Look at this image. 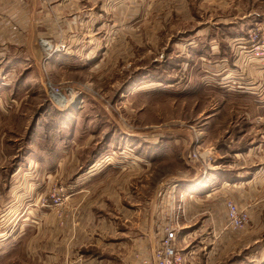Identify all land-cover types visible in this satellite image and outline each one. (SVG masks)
Returning a JSON list of instances; mask_svg holds the SVG:
<instances>
[{
	"label": "rangeland",
	"instance_id": "374dc122",
	"mask_svg": "<svg viewBox=\"0 0 264 264\" xmlns=\"http://www.w3.org/2000/svg\"><path fill=\"white\" fill-rule=\"evenodd\" d=\"M109 1L102 24L0 57V264H135L170 225L219 260L251 236L208 174L226 133H264V26L204 29L236 12L205 0Z\"/></svg>",
	"mask_w": 264,
	"mask_h": 264
},
{
	"label": "crops",
	"instance_id": "0c3cea01",
	"mask_svg": "<svg viewBox=\"0 0 264 264\" xmlns=\"http://www.w3.org/2000/svg\"><path fill=\"white\" fill-rule=\"evenodd\" d=\"M103 2L104 0H0V57L11 59L17 57L21 43H29L44 37L43 28L50 29L49 36H52L58 35L56 27L60 25L102 24L104 19L99 17L95 10ZM205 2L210 10L236 12L233 16L230 13L226 18H216L207 23L204 29L215 25L224 28L264 26V0H205ZM100 7L101 10L105 9L104 6ZM97 10L100 11V8ZM27 47L29 49V44ZM252 64L257 66L254 70L256 81H264V63L257 59ZM224 137L220 148L223 147L226 157L223 159L221 157L219 169L212 168L208 176L210 175V179L221 188L235 190L236 203L248 209L250 213L251 223L242 229L247 228L251 236L246 238L245 243L244 239L237 242L235 253L215 260L210 249L203 250L202 241L197 245L194 240H190L193 232L187 231L182 237L185 241L182 247L186 264H264V229L261 231V225L264 224V206L260 204L264 201V133H226ZM208 178H203L204 183ZM198 192L201 193L202 190ZM222 246L225 248L227 244L220 245V249Z\"/></svg>",
	"mask_w": 264,
	"mask_h": 264
},
{
	"label": "built area",
	"instance_id": "2783aa9c",
	"mask_svg": "<svg viewBox=\"0 0 264 264\" xmlns=\"http://www.w3.org/2000/svg\"><path fill=\"white\" fill-rule=\"evenodd\" d=\"M256 57H262L264 47H257ZM228 226L238 230L246 227L250 223V213L248 209L242 208L234 201L227 203ZM178 228L175 225L168 226L159 244L151 253L138 256L135 264H186L185 254L178 245Z\"/></svg>",
	"mask_w": 264,
	"mask_h": 264
}]
</instances>
